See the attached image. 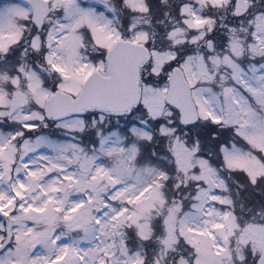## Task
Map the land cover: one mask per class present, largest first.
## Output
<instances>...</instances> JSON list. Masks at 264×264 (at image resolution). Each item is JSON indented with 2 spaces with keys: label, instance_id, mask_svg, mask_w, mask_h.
<instances>
[{
  "label": "snow or ice",
  "instance_id": "snow-or-ice-1",
  "mask_svg": "<svg viewBox=\"0 0 264 264\" xmlns=\"http://www.w3.org/2000/svg\"><path fill=\"white\" fill-rule=\"evenodd\" d=\"M0 264H264V0H0Z\"/></svg>",
  "mask_w": 264,
  "mask_h": 264
}]
</instances>
